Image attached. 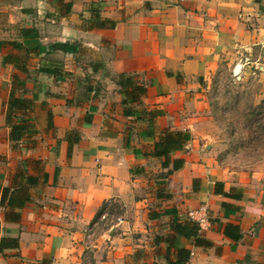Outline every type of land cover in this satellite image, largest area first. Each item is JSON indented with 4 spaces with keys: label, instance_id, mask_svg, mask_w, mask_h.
Returning <instances> with one entry per match:
<instances>
[{
    "label": "crops",
    "instance_id": "0c3cea01",
    "mask_svg": "<svg viewBox=\"0 0 264 264\" xmlns=\"http://www.w3.org/2000/svg\"><path fill=\"white\" fill-rule=\"evenodd\" d=\"M252 53L264 0H0V264H264V189L204 117L210 76ZM12 93L31 103L9 115ZM202 207L196 244L173 224Z\"/></svg>",
    "mask_w": 264,
    "mask_h": 264
},
{
    "label": "rangeland",
    "instance_id": "374dc122",
    "mask_svg": "<svg viewBox=\"0 0 264 264\" xmlns=\"http://www.w3.org/2000/svg\"><path fill=\"white\" fill-rule=\"evenodd\" d=\"M252 54L240 56L249 57L252 63L237 77L233 69L238 60L224 62L210 76L204 117L207 140L223 167L249 174L255 185L264 189V72L259 70L264 61L259 53ZM111 213L114 219L120 215L117 208Z\"/></svg>",
    "mask_w": 264,
    "mask_h": 264
},
{
    "label": "trees",
    "instance_id": "16d2710c",
    "mask_svg": "<svg viewBox=\"0 0 264 264\" xmlns=\"http://www.w3.org/2000/svg\"><path fill=\"white\" fill-rule=\"evenodd\" d=\"M20 34H21V37L23 39V43L26 41L25 38H27V37H31L32 39L38 37L37 33L33 32L32 30H21ZM14 46L19 47L20 44L16 43ZM121 77H125V76L122 75ZM121 77H120V79H121ZM126 84H128V83H126ZM17 86L21 87V88L24 87V85L22 83H18ZM30 103L31 102L28 100L14 97L13 93H12V95L10 96V102H9V106H8V112L10 113L9 115H11L13 109L19 110V109L28 108ZM26 131H27L26 128L23 127L22 125H12L11 126V132H10V139L13 141L20 140ZM183 139H184V136H182L181 133H175V134H172V136H171V134H167L162 142L157 143L156 153L158 155L160 154L161 156L165 157V161L163 162L164 168L168 166V157H169L168 153H169V151L181 148ZM182 164H183V162L181 160H176V163L173 165V170L179 169L182 166ZM8 192H9L8 189H3V191H2V196H1V204L2 205L5 203ZM8 204L11 206H13L15 204L18 206H22L24 203L19 202V201L14 202L10 198ZM7 217L10 220H13V218L11 216H7ZM173 227H174L175 232L178 235L184 236L186 238L192 237V238L196 239V241H195L196 244L202 243L199 240V238H197V232H199V230H200L199 225L197 223L191 224V222H190L187 224H180L177 221H174ZM4 247H5V240H0V251H2ZM179 253L182 256H184V258H188V256H189V253L186 251H183V250L180 251ZM36 264H52V260L51 259H45V260H42ZM167 264H184V262L183 261H177V262H172V263H167Z\"/></svg>",
    "mask_w": 264,
    "mask_h": 264
},
{
    "label": "built area",
    "instance_id": "2783aa9c",
    "mask_svg": "<svg viewBox=\"0 0 264 264\" xmlns=\"http://www.w3.org/2000/svg\"><path fill=\"white\" fill-rule=\"evenodd\" d=\"M243 22L247 25L250 24L251 20L249 16L243 17V16H239ZM257 60H255L256 62ZM254 62V63H255ZM252 63L249 57H245L243 59H239L238 62L235 64L234 69H233V76L237 77L238 74L243 70V68L245 67V65ZM239 68V72H236V69ZM259 70H261L262 72H264V65L259 68ZM205 208L202 207L197 211H192L188 213V218L189 220L197 223L199 226L201 224H203V222H205ZM109 214L107 212H102V214H100L99 220H107L109 218Z\"/></svg>",
    "mask_w": 264,
    "mask_h": 264
},
{
    "label": "bare ground",
    "instance_id": "6f19581e",
    "mask_svg": "<svg viewBox=\"0 0 264 264\" xmlns=\"http://www.w3.org/2000/svg\"><path fill=\"white\" fill-rule=\"evenodd\" d=\"M236 72H239V68L236 69Z\"/></svg>",
    "mask_w": 264,
    "mask_h": 264
}]
</instances>
